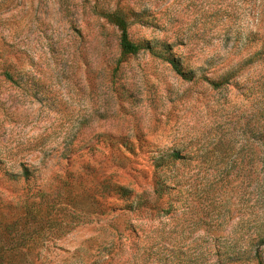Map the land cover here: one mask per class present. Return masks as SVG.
I'll use <instances>...</instances> for the list:
<instances>
[{
    "label": "rangeland",
    "instance_id": "rangeland-1",
    "mask_svg": "<svg viewBox=\"0 0 264 264\" xmlns=\"http://www.w3.org/2000/svg\"><path fill=\"white\" fill-rule=\"evenodd\" d=\"M0 264H264V0H0Z\"/></svg>",
    "mask_w": 264,
    "mask_h": 264
},
{
    "label": "trees",
    "instance_id": "trees-1",
    "mask_svg": "<svg viewBox=\"0 0 264 264\" xmlns=\"http://www.w3.org/2000/svg\"><path fill=\"white\" fill-rule=\"evenodd\" d=\"M117 23L122 29L121 48L123 52L129 54V53H137L139 50H141L142 45L132 41L131 38L129 37L125 23L122 20H118ZM172 64L175 70H177L179 73H182L180 67L175 61H172Z\"/></svg>",
    "mask_w": 264,
    "mask_h": 264
}]
</instances>
